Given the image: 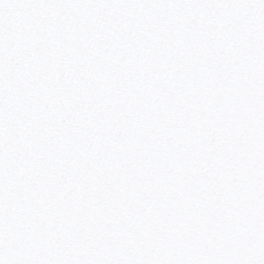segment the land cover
Wrapping results in <instances>:
<instances>
[{"label": "snow or ice", "instance_id": "obj_1", "mask_svg": "<svg viewBox=\"0 0 264 264\" xmlns=\"http://www.w3.org/2000/svg\"><path fill=\"white\" fill-rule=\"evenodd\" d=\"M0 264H264V0H0Z\"/></svg>", "mask_w": 264, "mask_h": 264}]
</instances>
